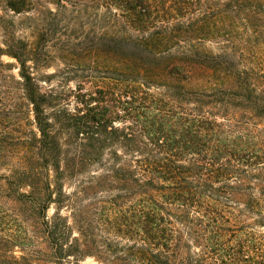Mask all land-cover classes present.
Listing matches in <instances>:
<instances>
[{"label": "trees", "instance_id": "obj_1", "mask_svg": "<svg viewBox=\"0 0 264 264\" xmlns=\"http://www.w3.org/2000/svg\"><path fill=\"white\" fill-rule=\"evenodd\" d=\"M87 258L264 264V0H0V264Z\"/></svg>", "mask_w": 264, "mask_h": 264}, {"label": "rangeland", "instance_id": "obj_2", "mask_svg": "<svg viewBox=\"0 0 264 264\" xmlns=\"http://www.w3.org/2000/svg\"><path fill=\"white\" fill-rule=\"evenodd\" d=\"M52 5V4H51ZM50 5V6H51ZM24 17L23 14H19V15H15V18L17 19H22ZM19 33H22V35L28 39H30L31 37H29V32L26 30V31H20ZM4 60H8V58L4 57ZM54 68L53 67H50L48 68V71L51 72L53 71ZM15 71V70H14ZM81 264H98L95 260H93L92 258H87L86 260H84L83 262H81Z\"/></svg>", "mask_w": 264, "mask_h": 264}]
</instances>
